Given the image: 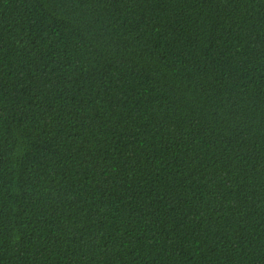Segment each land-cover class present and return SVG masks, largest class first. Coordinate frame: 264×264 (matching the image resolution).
I'll return each mask as SVG.
<instances>
[{
    "label": "trees",
    "instance_id": "obj_1",
    "mask_svg": "<svg viewBox=\"0 0 264 264\" xmlns=\"http://www.w3.org/2000/svg\"><path fill=\"white\" fill-rule=\"evenodd\" d=\"M0 264H264V0H0Z\"/></svg>",
    "mask_w": 264,
    "mask_h": 264
}]
</instances>
